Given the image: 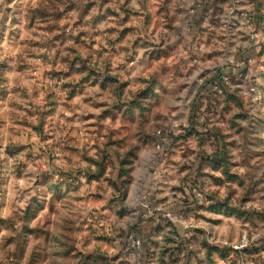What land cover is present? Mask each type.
Masks as SVG:
<instances>
[{"label": "rangeland", "instance_id": "1", "mask_svg": "<svg viewBox=\"0 0 264 264\" xmlns=\"http://www.w3.org/2000/svg\"><path fill=\"white\" fill-rule=\"evenodd\" d=\"M0 264H264V0H0Z\"/></svg>", "mask_w": 264, "mask_h": 264}, {"label": "built area", "instance_id": "2", "mask_svg": "<svg viewBox=\"0 0 264 264\" xmlns=\"http://www.w3.org/2000/svg\"><path fill=\"white\" fill-rule=\"evenodd\" d=\"M140 246H141L140 241H137V242H135V243L133 244V247H138V248H140Z\"/></svg>", "mask_w": 264, "mask_h": 264}, {"label": "crops", "instance_id": "3", "mask_svg": "<svg viewBox=\"0 0 264 264\" xmlns=\"http://www.w3.org/2000/svg\"><path fill=\"white\" fill-rule=\"evenodd\" d=\"M29 214V213H28ZM30 215V214H29Z\"/></svg>", "mask_w": 264, "mask_h": 264}]
</instances>
